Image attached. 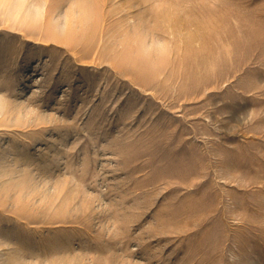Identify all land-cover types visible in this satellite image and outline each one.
Returning a JSON list of instances; mask_svg holds the SVG:
<instances>
[{"label":"rangeland","instance_id":"obj_1","mask_svg":"<svg viewBox=\"0 0 264 264\" xmlns=\"http://www.w3.org/2000/svg\"><path fill=\"white\" fill-rule=\"evenodd\" d=\"M0 264H264V0H0Z\"/></svg>","mask_w":264,"mask_h":264}]
</instances>
